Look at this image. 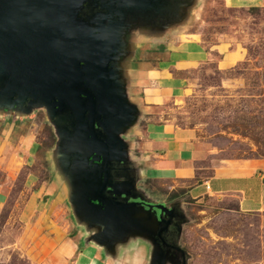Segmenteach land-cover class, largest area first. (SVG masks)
<instances>
[{
  "label": "water",
  "instance_id": "obj_1",
  "mask_svg": "<svg viewBox=\"0 0 264 264\" xmlns=\"http://www.w3.org/2000/svg\"><path fill=\"white\" fill-rule=\"evenodd\" d=\"M89 1L0 0V106L9 113L19 97L31 99L32 110L23 119L46 111L58 137L52 170L67 189L85 245L117 258L120 249L142 240L150 245L149 264H178L169 256L172 249L188 264V253L164 239L178 218L176 210L148 198L139 187L140 171L132 168L136 142L128 137L143 113L128 86L130 62L145 45L132 47L134 26L156 45L187 27L197 0L181 15L165 17L161 26L137 24L126 10L117 21L104 16L95 27L81 18ZM114 165L128 166L135 175L115 183Z\"/></svg>",
  "mask_w": 264,
  "mask_h": 264
},
{
  "label": "rangeland",
  "instance_id": "obj_2",
  "mask_svg": "<svg viewBox=\"0 0 264 264\" xmlns=\"http://www.w3.org/2000/svg\"><path fill=\"white\" fill-rule=\"evenodd\" d=\"M187 17L182 41L197 36L206 45H213L226 39L243 47L248 55L232 71L222 72L210 64L187 75L192 80L189 95L160 109L177 126L196 131L195 142L202 152L198 179L204 181L228 162H264V9L234 8L225 0H197ZM138 28H133L136 35L131 38L132 47L143 43V56L159 57L162 50L147 47L149 37L140 34ZM158 34L156 40L161 38ZM3 109L6 108L0 106V123L6 126L22 111L13 109L9 114ZM27 118L20 121V126L32 127L37 134L36 163L26 166L21 162L10 171L0 167V188L7 185L11 191L0 204V264H33L23 241L22 207L28 187L43 180L49 182L53 172L58 143L55 127L44 109ZM128 139L136 141L134 135ZM57 179L54 182L59 186L63 180L58 175ZM177 185L168 180L141 183L139 187L151 200L176 210V226L182 228L177 244L188 253V264H264V212H242L239 200L232 196L212 195L194 201L181 184ZM204 191L197 190L191 197ZM256 195L260 197L261 192ZM258 201L247 207L256 208ZM172 232L179 236V231ZM138 242L139 251L146 257L141 264H146L150 245Z\"/></svg>",
  "mask_w": 264,
  "mask_h": 264
},
{
  "label": "crops",
  "instance_id": "obj_3",
  "mask_svg": "<svg viewBox=\"0 0 264 264\" xmlns=\"http://www.w3.org/2000/svg\"><path fill=\"white\" fill-rule=\"evenodd\" d=\"M225 1L234 8L264 9V0ZM184 29L168 33L156 45L146 43L147 47L158 46L156 49L162 50L159 57L143 56L141 52L145 48L141 47L130 62L129 92L143 113L133 134L136 144L132 168L140 171L143 183L171 180L174 185L181 184L194 201L212 195L232 196L239 200L242 212H264V162H228L217 168L211 177L199 181L198 162L202 152L195 142L196 131L177 126L160 112L165 104L189 95L192 80L187 75L192 72L210 64H215L219 71L228 72L247 60L246 50L226 39L213 45H206L197 36L182 41L180 36ZM22 120L21 115H16L10 125L0 123V129H3L0 133V167L4 171L14 169L13 166L21 162L26 166L36 163L37 134L32 127L20 126ZM8 175L11 176L9 172ZM49 176V182L43 180L41 184L32 183L28 187L27 200L22 207L23 241L33 264H141L143 258L145 263L139 242L133 248L120 249L117 258H107L94 244L85 245V231L77 226L72 216L66 187L63 183L56 185L54 180L58 179L54 172ZM200 189H205L203 194L191 197ZM258 191L260 197L256 195ZM10 193L7 185L1 186V205ZM256 199L259 200L256 208L247 207ZM146 264H149V255Z\"/></svg>",
  "mask_w": 264,
  "mask_h": 264
},
{
  "label": "flooded vegetation",
  "instance_id": "obj_4",
  "mask_svg": "<svg viewBox=\"0 0 264 264\" xmlns=\"http://www.w3.org/2000/svg\"><path fill=\"white\" fill-rule=\"evenodd\" d=\"M192 1L194 0H90L84 6L83 11L81 12V18L92 27H95L96 22L104 16L110 17L112 15V20L117 21L118 13H121L122 11L127 13L126 10H129L128 16L132 19L136 18L137 24L161 26L165 23V17H177L178 15H181L182 12L187 11L188 6ZM14 102L15 103L12 104L14 109L22 110L21 114L17 115L23 116L32 110V105H30L31 99L20 101L19 97H15ZM62 118L63 116L57 121L62 122ZM63 124L68 126L69 122ZM112 175L113 182L118 183L129 181V178H132L135 175V172L128 166L114 165L112 168ZM176 224H178V222L177 220H174L170 230L164 234L165 241L171 246L178 245V234L172 232V230L178 231L179 228H177ZM167 249L168 248H166V250ZM169 256L174 259L175 257L178 258L176 259V261L178 260L179 262L178 264H183L184 262L181 254L173 249Z\"/></svg>",
  "mask_w": 264,
  "mask_h": 264
},
{
  "label": "trees",
  "instance_id": "obj_5",
  "mask_svg": "<svg viewBox=\"0 0 264 264\" xmlns=\"http://www.w3.org/2000/svg\"><path fill=\"white\" fill-rule=\"evenodd\" d=\"M252 9H258V8H252ZM261 9V8H260ZM199 180V179H198ZM199 181H201V180H199ZM239 208V207H238Z\"/></svg>",
  "mask_w": 264,
  "mask_h": 264
}]
</instances>
